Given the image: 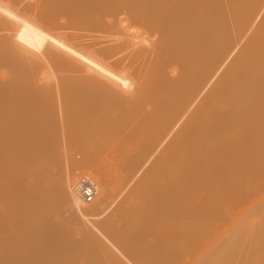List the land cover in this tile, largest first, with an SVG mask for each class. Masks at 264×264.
I'll return each mask as SVG.
<instances>
[{
	"label": "bare ground",
	"instance_id": "obj_1",
	"mask_svg": "<svg viewBox=\"0 0 264 264\" xmlns=\"http://www.w3.org/2000/svg\"><path fill=\"white\" fill-rule=\"evenodd\" d=\"M10 58L73 71L67 132L114 157L98 185L82 177L92 207L86 162L33 184L44 126L15 121L28 104L3 88L0 264L63 244L107 264H264L247 247L264 246V0H0V67Z\"/></svg>",
	"mask_w": 264,
	"mask_h": 264
},
{
	"label": "rangeland",
	"instance_id": "obj_2",
	"mask_svg": "<svg viewBox=\"0 0 264 264\" xmlns=\"http://www.w3.org/2000/svg\"><path fill=\"white\" fill-rule=\"evenodd\" d=\"M32 68H33L32 64H29L28 62L19 63L14 58H10L6 65L0 67V91H2V89L6 87L10 91L9 94L10 96H13L15 99L17 97L18 103L28 104L27 105V107L29 108L28 115H25L24 117L23 115L16 116L13 119L15 121L22 120V122L24 121L23 123L33 122V124L36 123L40 127L44 126L43 127L44 133L33 134L35 135L33 136V140L36 142V144L39 143L43 145L42 146L43 148L39 147L38 145L39 149L40 148L42 149L39 150V154L42 153L43 156L39 154L37 156L38 151H36L37 150L36 148L35 149L36 152H33L35 153L34 154L35 156L32 155L34 157L32 156L30 157L33 160L29 158L28 160L29 171L28 170L27 171L28 172L31 171V175H29L28 172L26 173L29 175L28 179H32L33 184H35L36 182L38 183L39 181H41L42 178L45 177L50 180V181L48 180L49 182H52L51 184L56 186L63 177L64 173H66V171L71 170L74 166L78 164L80 165L86 162L87 167L90 166V170L88 169L89 167L86 170H83L84 174L83 173L80 175L78 174L77 176L78 178L77 179L75 178V180L77 181L78 179L84 176H89L91 180H93V182L96 183V176L98 177V174H101L104 171V170L102 171V169L106 170L109 168L110 160L112 159V157H114L113 156L114 154L111 151L110 152L112 154L111 153L109 154V150L102 152L99 151V153L98 151L95 152L96 151V150L94 151V149H96L95 147L94 149H92L93 148L91 147L92 145L90 147L88 146L89 140L87 139L89 138L84 132L83 134L79 132V134L81 135L78 134L76 140L75 138L72 139V137H70V135L68 134L69 132H67L68 121L66 120L68 119L67 116L70 115V110L69 107H67V109L69 110L67 114L65 110V106L61 102L63 101L62 98H64L65 94H69L68 92L70 91V89H71V93L73 92V89L70 87L68 83V79L71 76H72L71 78L74 77L73 76L74 72L72 71L71 73L69 71L71 73L70 74L67 70L64 71L62 70L64 72L62 73V71L60 72V69H55V68L54 69L56 71L52 70L53 68L45 69L44 71L43 68L42 69L38 68L40 71L36 70L37 68L36 69L35 68L32 69ZM65 71H67L68 73ZM48 75L49 77H51L50 80L47 79ZM67 85L69 90L66 89ZM71 116H73V114H71ZM77 123L76 124L74 123L76 125L75 127L77 128L78 125H80L81 127V124L80 123L77 124ZM43 142L46 145H44ZM133 149H136V147L134 146ZM39 156L42 158L38 159L37 157ZM36 179H38L39 181H37ZM43 180L44 179H42V181ZM260 191L263 192L261 194H264L263 189H260ZM259 192L257 193L260 194ZM261 196L256 197L255 194V198H259ZM94 204L95 202H93L90 205H86L84 207L89 208L94 206ZM54 209H56V211L54 210V214H53L55 219L58 220V222L61 225H64L65 228L68 227L66 228L67 230L66 233L59 234L60 236H62L61 239L74 241L75 245H77L76 241H79L82 237L80 230L78 231L77 229H75L76 228L75 224L73 225V222L71 223L69 219H66L65 216L62 215L63 213L60 212L59 209L57 210V207H55ZM64 221L67 225L64 223ZM52 247L55 250L51 251L52 248L50 250V246L45 247V250L49 249L48 251H51V253L48 254L47 257L48 259L38 262H35L32 259V256L35 253H38L39 247L38 248L36 247L38 250L36 249L37 252L34 251L35 253L32 255H31L32 253L31 246H13L12 250H16L17 252L16 254L20 256L23 257L25 256V259H27L24 262L25 264H107V262L103 258H101V256L98 257L97 255L95 256V254L92 255L91 253H89L90 251L88 252V250L85 249L84 246L82 247L64 246L63 244V246H57V247L52 246ZM247 247L254 249L257 252V254H260L262 257L264 256V246H247ZM39 254L40 253L35 254V256H38ZM43 254L46 255V252H44ZM89 254H91V256Z\"/></svg>",
	"mask_w": 264,
	"mask_h": 264
},
{
	"label": "built area",
	"instance_id": "obj_3",
	"mask_svg": "<svg viewBox=\"0 0 264 264\" xmlns=\"http://www.w3.org/2000/svg\"><path fill=\"white\" fill-rule=\"evenodd\" d=\"M79 196L84 203L91 204L97 196L95 185L90 180L82 178L79 186Z\"/></svg>",
	"mask_w": 264,
	"mask_h": 264
}]
</instances>
